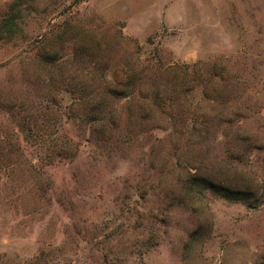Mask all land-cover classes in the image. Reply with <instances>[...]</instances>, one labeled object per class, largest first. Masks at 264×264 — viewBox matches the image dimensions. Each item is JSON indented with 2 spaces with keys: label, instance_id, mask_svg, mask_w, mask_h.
Masks as SVG:
<instances>
[{
  "label": "rangeland",
  "instance_id": "obj_1",
  "mask_svg": "<svg viewBox=\"0 0 264 264\" xmlns=\"http://www.w3.org/2000/svg\"><path fill=\"white\" fill-rule=\"evenodd\" d=\"M0 264H264V0H0Z\"/></svg>",
  "mask_w": 264,
  "mask_h": 264
},
{
  "label": "trees",
  "instance_id": "obj_2",
  "mask_svg": "<svg viewBox=\"0 0 264 264\" xmlns=\"http://www.w3.org/2000/svg\"><path fill=\"white\" fill-rule=\"evenodd\" d=\"M15 26V23H14V17H10L8 20H7V24L5 25V28H7V30H13ZM205 181V180H204ZM209 187H213V188H218L219 186H216L214 184H210L208 183Z\"/></svg>",
  "mask_w": 264,
  "mask_h": 264
}]
</instances>
